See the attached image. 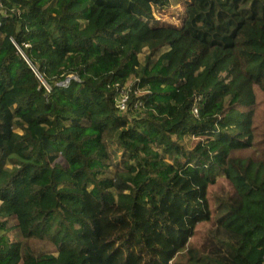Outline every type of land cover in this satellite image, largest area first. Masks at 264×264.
Here are the masks:
<instances>
[{"label": "trees", "instance_id": "obj_1", "mask_svg": "<svg viewBox=\"0 0 264 264\" xmlns=\"http://www.w3.org/2000/svg\"><path fill=\"white\" fill-rule=\"evenodd\" d=\"M258 91L264 0H0V264H264Z\"/></svg>", "mask_w": 264, "mask_h": 264}, {"label": "rangeland", "instance_id": "obj_2", "mask_svg": "<svg viewBox=\"0 0 264 264\" xmlns=\"http://www.w3.org/2000/svg\"><path fill=\"white\" fill-rule=\"evenodd\" d=\"M133 80V77L131 76L127 82V85L126 87L129 86L130 82ZM125 87V88H126ZM258 109H259V112H258V116H257V119H256V123L260 124L263 126L264 128V92L262 91H258ZM264 132V131H263ZM182 144L186 145L187 146V139H183L182 140Z\"/></svg>", "mask_w": 264, "mask_h": 264}, {"label": "built area", "instance_id": "obj_3", "mask_svg": "<svg viewBox=\"0 0 264 264\" xmlns=\"http://www.w3.org/2000/svg\"><path fill=\"white\" fill-rule=\"evenodd\" d=\"M19 53L21 54V56L26 60L25 55L22 53V51L18 48ZM26 62L29 64L30 68L32 69V71H34L35 75L40 78V74L37 71V69L28 61L26 60ZM126 99L125 94L122 95V100L124 101ZM120 108H124V102L120 103ZM194 112H196V109H194Z\"/></svg>", "mask_w": 264, "mask_h": 264}]
</instances>
